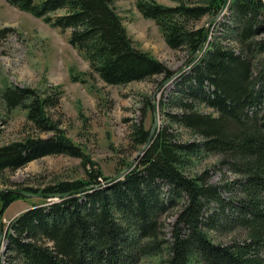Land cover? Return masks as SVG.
Masks as SVG:
<instances>
[{
  "label": "trees",
  "instance_id": "obj_1",
  "mask_svg": "<svg viewBox=\"0 0 264 264\" xmlns=\"http://www.w3.org/2000/svg\"><path fill=\"white\" fill-rule=\"evenodd\" d=\"M20 11L43 19L61 32L89 63L91 73L110 86L175 73L148 52L135 47L114 0H5ZM176 1V0H175ZM168 7L139 0L137 9L153 20L172 50L185 49L190 60L205 36V18L217 16L224 0H200ZM207 37L202 57L173 82L158 128L135 168L122 180H110L54 122L63 91L45 93L7 86L1 98L9 110L27 111V121L47 139L26 137L0 147V174L17 171L48 156L81 160L85 178L24 188L32 193L65 194L89 186L91 192L33 206L9 225L6 264H264V2L231 0ZM164 106L167 104L164 103ZM211 110L203 113L200 108ZM191 140L184 141L178 129ZM150 130L135 126L137 149L148 143ZM217 157L214 168L238 178L212 183L203 160ZM131 161H126L120 172ZM198 164V165H197ZM119 172V173H120ZM24 198L0 194V214ZM179 210L171 237L164 219ZM243 230L245 239L229 245L212 234Z\"/></svg>",
  "mask_w": 264,
  "mask_h": 264
},
{
  "label": "rangeland",
  "instance_id": "obj_2",
  "mask_svg": "<svg viewBox=\"0 0 264 264\" xmlns=\"http://www.w3.org/2000/svg\"><path fill=\"white\" fill-rule=\"evenodd\" d=\"M139 0H114V8L123 20L129 37L136 48L148 52L175 74L185 67L190 55L185 49L172 50L165 42L157 24L145 19L137 9ZM157 3L175 7L176 0H155ZM181 1V0H180ZM198 3L200 0H182ZM264 2V0H263ZM227 14H224V16ZM223 16V17H224ZM209 27V40L217 34V23ZM212 18H205L198 27L208 25ZM70 33L61 32L43 19L20 11L5 0H0V147L21 141L26 137L50 138L53 133H41L27 121V111L21 108L9 110L1 98L7 87L31 88L45 93L61 88L63 95L59 108L51 111L54 122L66 133L86 157L96 162L106 177L112 179L120 174L126 161H132L140 153L133 142L135 126L144 123L151 130L156 122L152 98L156 97L158 128L164 126V110L174 112L169 99L173 84L165 85L162 76L151 80L134 82L126 86H110L96 74L91 73L89 63L70 43ZM164 103L167 106H164ZM203 113L211 110L201 107ZM184 141L191 140L184 129L179 128ZM217 157H209L200 169H211L214 184L230 182L237 175L223 169L215 170ZM197 164V165H198ZM120 172V173H119ZM123 172V171H122ZM81 160L65 155L48 156L33 161L17 171L0 174V190L43 187L59 181L84 179ZM36 194H46V193ZM48 194V193H47ZM23 197V196H22ZM62 200V199H60ZM52 203L45 198L24 197L13 203L5 212L3 225L7 235L10 223L33 206ZM58 202V201H57ZM1 209V203H0ZM179 210H173L164 219L165 233L171 237ZM243 230L212 234L217 243L229 245L245 239ZM6 235L0 246V264H6ZM264 258V252L262 253ZM146 259L142 264H157Z\"/></svg>",
  "mask_w": 264,
  "mask_h": 264
},
{
  "label": "water",
  "instance_id": "obj_3",
  "mask_svg": "<svg viewBox=\"0 0 264 264\" xmlns=\"http://www.w3.org/2000/svg\"><path fill=\"white\" fill-rule=\"evenodd\" d=\"M230 2H231V0H224V5H223V8H222L221 12L217 16L213 17L208 22V25L206 26V29H205L204 40H203L202 44L200 45L199 49L197 50V52L194 54V56L191 59V61H189V63L185 67H183L178 73H176L172 78L168 79L165 82V85L173 84V82L179 76H181L183 73H185L187 70H189L202 57L204 49L207 47L206 40H207V37L209 35V27H211L214 23H216L217 21H219L223 17L224 12L226 10L228 11ZM155 100H156V97L153 96V98H152V106L154 108L156 122L153 125V128L150 130V136H149V140H148L147 145L141 149V151L138 154V156L131 161L129 167L126 170H124L123 172L118 174L116 177L110 179L106 183V185H111V184H113L115 182H118V181L122 180L128 173H130L135 168L138 158L141 157L142 155H144L146 149L152 143V141L154 139V136H155V133L158 130V123H157L158 110H157V104H156ZM96 187H98V186H89V187H85V188H82L80 190H76L74 192L65 193V194H36V193H32V192H29V191H26V190H21V189H4V190H0V194L3 193V192H11V193L16 194L18 196H23V197H28V198H37V197H39V198H45V199H47L50 202H57V201H60V199H65V198L71 197L73 195H81V194H84V193H87V192H91ZM3 223H4L3 222V218H2V216L0 214V245H1L2 241H3V239H4L3 238L4 237V225H3Z\"/></svg>",
  "mask_w": 264,
  "mask_h": 264
},
{
  "label": "bare ground",
  "instance_id": "obj_4",
  "mask_svg": "<svg viewBox=\"0 0 264 264\" xmlns=\"http://www.w3.org/2000/svg\"><path fill=\"white\" fill-rule=\"evenodd\" d=\"M225 13H226V11L224 12V14H225ZM223 16H224V15H223ZM5 235H6V234H5V228H4V237H5ZM4 237H3V238H4ZM3 241H4V239H3ZM0 246H1V245H0Z\"/></svg>",
  "mask_w": 264,
  "mask_h": 264
}]
</instances>
